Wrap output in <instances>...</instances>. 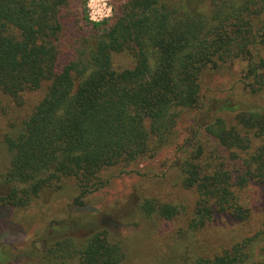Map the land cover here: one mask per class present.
<instances>
[{"label":"trees","instance_id":"16d2710c","mask_svg":"<svg viewBox=\"0 0 264 264\" xmlns=\"http://www.w3.org/2000/svg\"><path fill=\"white\" fill-rule=\"evenodd\" d=\"M74 1L0 0V95L22 107L24 94L47 85L18 132L4 135L10 160L0 173V207L26 209L67 180L78 205L109 185L104 172L125 173L169 146L181 115L204 107V72L239 60L242 90L259 98L219 103L211 121L195 120L198 130L184 142L188 154L176 162L178 185L189 194L185 207L151 197L139 211L164 222L184 215L201 234L240 227L239 238L221 236L222 244L192 264H264L254 251L264 222L245 233L253 208L242 197L254 189L264 198V0H125L107 25L92 24L95 33L77 38L61 66L62 14ZM121 55L130 67L114 64ZM79 227L51 226L37 264L125 261V246L107 229ZM1 254L0 264L7 263Z\"/></svg>","mask_w":264,"mask_h":264},{"label":"rangeland","instance_id":"374dc122","mask_svg":"<svg viewBox=\"0 0 264 264\" xmlns=\"http://www.w3.org/2000/svg\"><path fill=\"white\" fill-rule=\"evenodd\" d=\"M124 1L75 0L65 8L63 32L58 42L61 66L67 63L77 38L95 33L92 24L107 25ZM89 4H92L95 18L101 17V4H105L106 9H110V18L95 23L89 20ZM262 21L264 24V18ZM114 64L117 67L132 65L122 55L114 57ZM244 67L245 63L238 60L232 65L204 72L201 79V104L204 107L202 111L188 110L181 115L172 143L155 156L126 169L125 173L120 168L104 172L103 178L111 180L109 185L87 196L78 205H73L78 196L74 182L67 180L61 189L44 194L26 209L0 207V250L8 257L4 264H37V252H43L42 237L46 240L51 235V226L62 222L80 226L85 233L90 229H107L111 239L121 241L126 248L127 257L122 264H192L203 251L207 254L212 247L222 244L221 236L226 240L239 238L240 227L225 228L227 232L219 231L218 227H208L202 234L192 232L184 215L171 222L146 220L139 205L144 198L151 197L183 207L189 203V194L178 185L176 170V162L188 154L184 142L191 136V129L198 130L195 120L200 123L211 121L219 103L246 105L256 102L259 96L247 95L239 83ZM46 87L44 84L41 90L24 94L22 107L0 95V173L5 171L10 160L3 143L4 135L18 132L21 122L44 96ZM261 95L259 102L264 104V93ZM220 115L226 120L233 118V114ZM201 135L199 132L197 140ZM242 197L253 208L250 222L243 227L245 233L252 236L264 222V198L260 196V190L254 189H247ZM254 251L264 262V240L257 243Z\"/></svg>","mask_w":264,"mask_h":264},{"label":"built area","instance_id":"2783aa9c","mask_svg":"<svg viewBox=\"0 0 264 264\" xmlns=\"http://www.w3.org/2000/svg\"><path fill=\"white\" fill-rule=\"evenodd\" d=\"M91 5L92 4L88 5L89 10H88V14L87 15H88V19L89 20L94 21V23H95V22L104 21V20L110 18V14H109L110 13V9L109 8L106 9L105 4H101V6H102V8L100 10L102 12L101 17L97 16L96 18H95V15L93 13V9H92Z\"/></svg>","mask_w":264,"mask_h":264}]
</instances>
